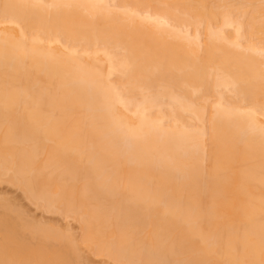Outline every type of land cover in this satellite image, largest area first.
<instances>
[{
	"label": "bare ground",
	"instance_id": "1",
	"mask_svg": "<svg viewBox=\"0 0 264 264\" xmlns=\"http://www.w3.org/2000/svg\"><path fill=\"white\" fill-rule=\"evenodd\" d=\"M211 1L0 0V182L98 256L264 264V6ZM55 230L0 201V264Z\"/></svg>",
	"mask_w": 264,
	"mask_h": 264
},
{
	"label": "rangeland",
	"instance_id": "2",
	"mask_svg": "<svg viewBox=\"0 0 264 264\" xmlns=\"http://www.w3.org/2000/svg\"><path fill=\"white\" fill-rule=\"evenodd\" d=\"M214 1L217 2L216 0H213V2L211 1L209 3L210 4L215 3ZM239 1L240 0H238V2ZM249 1L254 2L257 8L258 7L261 8L264 6V0H249ZM255 1L257 4L255 3ZM238 2L235 3L234 1H231V0H219V3H221L219 6L220 7L221 6L230 7L231 5L238 4ZM210 4L208 6L211 9L212 7L213 9H216L218 7V6H215L216 8H214L213 4H211L212 6L211 7ZM218 4L215 3V5H218ZM247 6H250V5H247ZM255 6L254 8L250 7L251 10L253 9L254 11ZM263 20L258 21V24L261 21L263 22ZM262 22L260 24H262ZM263 26H264V23H263ZM0 201L4 202L5 204H8L12 208H14L16 211L21 213L24 221H28L30 223L38 224V225L42 224L46 227H52L54 228V230L56 229L57 231L56 230L55 231L60 235L70 234L72 236L70 238L71 239L73 238L74 240L73 239L72 240L76 244L77 257H78L79 264H123V263H118L116 261H113L105 255L98 256L96 255V253L85 248L84 245L80 241L81 240V229L77 221L70 219V218H66L58 213L50 214V213L42 211L41 209L36 208V206L31 201L27 200V198L24 196L23 192L19 188L12 186L5 182H0Z\"/></svg>",
	"mask_w": 264,
	"mask_h": 264
}]
</instances>
